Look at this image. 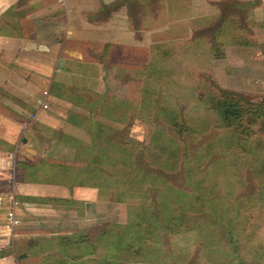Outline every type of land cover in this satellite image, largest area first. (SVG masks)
I'll list each match as a JSON object with an SVG mask.
<instances>
[{
	"label": "rangeland",
	"instance_id": "rangeland-1",
	"mask_svg": "<svg viewBox=\"0 0 264 264\" xmlns=\"http://www.w3.org/2000/svg\"><path fill=\"white\" fill-rule=\"evenodd\" d=\"M219 2L217 16L186 36L180 6L185 11L188 0H136L137 19L146 7L157 27L146 68L138 48L137 71L117 73L128 87L111 81L121 97L89 95V123L75 112L70 117L89 132L88 141L53 131L62 141L50 144L58 157L46 166L62 170V183L95 185L105 197L86 230L99 249L92 264H264V119L236 133L214 106L219 93L264 104V86L255 71L242 85L245 79L227 82L212 71L225 34L252 42L257 0ZM164 21L169 28L159 31ZM43 172L34 177L44 179Z\"/></svg>",
	"mask_w": 264,
	"mask_h": 264
},
{
	"label": "crops",
	"instance_id": "crops-1",
	"mask_svg": "<svg viewBox=\"0 0 264 264\" xmlns=\"http://www.w3.org/2000/svg\"><path fill=\"white\" fill-rule=\"evenodd\" d=\"M219 1L238 7V0H188L185 11L180 6L186 36L217 16ZM135 3L0 0V264H92L99 256L86 230L105 207L104 194L95 185L62 183L57 178L62 170L46 164L58 157L50 144L62 141L53 131L73 141L78 136L89 140V132L70 117L75 112L89 123L84 113L90 115L95 103L87 101L89 95L121 97L111 81L120 80L117 73L131 77L137 71L138 48L144 50L146 68L157 27L146 7L137 19ZM250 18L252 42L238 33L222 35L224 55L212 60V71L227 82L245 79L241 85L255 71L251 78L264 86V0L253 5ZM194 20L200 25L191 26ZM168 23L160 22L159 31ZM77 96L86 102L74 103ZM39 170L44 179L34 177Z\"/></svg>",
	"mask_w": 264,
	"mask_h": 264
},
{
	"label": "trees",
	"instance_id": "trees-1",
	"mask_svg": "<svg viewBox=\"0 0 264 264\" xmlns=\"http://www.w3.org/2000/svg\"><path fill=\"white\" fill-rule=\"evenodd\" d=\"M218 53L220 54L221 52ZM214 101V106L219 110L225 126H236V133H238L240 129L247 131V133L251 132L252 127L255 126L259 120L262 118L264 119L263 103L245 102L236 95L226 93H219L217 97L214 98Z\"/></svg>",
	"mask_w": 264,
	"mask_h": 264
},
{
	"label": "built area",
	"instance_id": "built-area-1",
	"mask_svg": "<svg viewBox=\"0 0 264 264\" xmlns=\"http://www.w3.org/2000/svg\"><path fill=\"white\" fill-rule=\"evenodd\" d=\"M8 217L10 218L11 224H14L17 222V220L13 218V211L12 210L8 211Z\"/></svg>",
	"mask_w": 264,
	"mask_h": 264
}]
</instances>
